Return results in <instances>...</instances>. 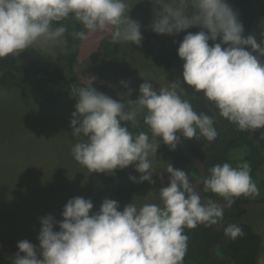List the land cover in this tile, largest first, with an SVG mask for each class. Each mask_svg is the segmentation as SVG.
I'll use <instances>...</instances> for the list:
<instances>
[{
    "label": "clouds",
    "instance_id": "obj_1",
    "mask_svg": "<svg viewBox=\"0 0 264 264\" xmlns=\"http://www.w3.org/2000/svg\"><path fill=\"white\" fill-rule=\"evenodd\" d=\"M141 2L138 3H142ZM136 3V4H138ZM152 7L149 29L157 35L187 32L177 49L183 61L182 81L202 101L238 131L264 128V39L244 35L239 14L227 0H148ZM132 0H0V59L40 49L69 55V18L81 27L72 36L81 43L106 33L113 44L140 46L141 25L131 19ZM135 4V5H136ZM198 28L193 33L188 31ZM264 36V32L261 33ZM218 41V42H217ZM211 42V44H210ZM250 49V50H249ZM128 88L127 82H121ZM93 83L74 86L75 111L70 127L76 142L73 159L90 173L114 172L135 165V183H154L152 157L163 143L175 151L181 138L218 137L214 115L197 112L177 79L154 89L150 81L113 99ZM143 126L135 134L130 129ZM264 140V135L261 136ZM167 186L154 201L133 198L121 210L118 201L105 199L98 210L90 199L67 201L61 219H40L39 246L18 242L13 264H182L187 252L185 228L212 227L223 219L224 209L236 198H256L260 190L251 166L224 162L210 169L204 189L226 203L201 200L185 170L171 163L163 170ZM163 183V181H162ZM227 238L243 235L237 223L223 229Z\"/></svg>",
    "mask_w": 264,
    "mask_h": 264
},
{
    "label": "rangeland",
    "instance_id": "obj_2",
    "mask_svg": "<svg viewBox=\"0 0 264 264\" xmlns=\"http://www.w3.org/2000/svg\"><path fill=\"white\" fill-rule=\"evenodd\" d=\"M138 2L141 0H132L133 8L129 15L141 25V45L120 44L117 54L107 56L98 46L100 38L108 34L97 33L82 43L76 74L86 83L97 80L111 83L121 97L130 89L132 95L128 99L133 101L138 98L139 86L144 80L150 81L158 90L167 86L168 82L180 79L189 99L194 91L182 81L183 62L162 73L155 68L153 57L157 39L166 35H157L149 29L153 6L148 0ZM22 53L41 66L65 67L63 55L58 53L53 54L39 47ZM121 82H127L128 88H124ZM55 90L57 87L25 86L8 92L0 89V255L9 259L15 257L17 244L22 240L38 247L40 219L53 215L60 220L65 204L74 197L90 199L93 211L98 210L105 199L118 201L121 210L133 198L143 199L148 195V199L154 201V194L149 193L158 192L161 186H166L167 174L163 170L167 163H173V154L168 151L159 154L157 151V157L151 158L157 172L152 177L154 183H141L134 196L121 199L112 187L103 182V178L112 172L90 173L73 159L71 147L76 140L71 136L70 122L76 100L71 96L70 101L61 102ZM262 135L264 128L252 134L257 142L262 140ZM244 155L243 149L233 150L231 164L235 167L236 160ZM125 169L139 175L135 165ZM257 176L264 179V165ZM256 184L260 195L250 198L245 220L263 238L259 262L264 264V204L256 201L264 197V180L262 184Z\"/></svg>",
    "mask_w": 264,
    "mask_h": 264
},
{
    "label": "trees",
    "instance_id": "obj_3",
    "mask_svg": "<svg viewBox=\"0 0 264 264\" xmlns=\"http://www.w3.org/2000/svg\"><path fill=\"white\" fill-rule=\"evenodd\" d=\"M227 3L239 14V20L244 27L245 36L253 35L257 42L264 39L255 36L250 30L251 24L257 18L264 16V0H227ZM66 23L69 28L68 43L70 54L66 56L63 55L65 67L50 68L41 66L31 60L26 53H21L20 56H8L0 59V89L8 92L25 86L45 88L57 87L55 92L56 95L59 96V101H70L71 96L75 97L74 86H83L86 83L76 74L77 64L81 57L82 43L72 36V33L80 30L81 26L71 18H69ZM199 30L198 28H192L188 31L195 33ZM255 30L261 33L264 32V21L256 24ZM186 34L187 32H181L179 34L157 39L158 45L153 57V63L159 72L162 73L172 70L177 64L183 62L177 55V49ZM98 48L107 56H113L119 52L120 44H113L110 36L104 35L100 38ZM260 59L264 62V58ZM92 86L95 87L97 91L113 99L121 98L118 89L107 81L97 80L93 82ZM200 95L202 94L194 93L189 97L193 108L197 112H208L210 115H213L209 111L207 105L202 101ZM74 111L75 109L73 112ZM214 121H216L215 117ZM220 121L222 132L217 144L211 150L200 152L185 142L183 143L184 150L202 160L208 177L211 174L210 169L214 165L224 162L231 164V152L235 149H243L245 155L241 157L239 161L236 160V163L248 162L251 166L252 179L255 183L262 184L257 173L264 165V140L257 142L253 139V133L251 131L241 132L227 120L220 118ZM130 130L135 134L139 131H147V128L143 126L141 121L140 128ZM192 141L202 146L210 144L202 139L200 141ZM163 151H168L173 154L172 165L175 168L185 170L186 173L197 179L201 177L197 163L183 157L177 151V148L175 151H170L168 146L161 143L158 152L161 154ZM130 177H136L138 179L139 175H133L126 169H116L114 172L104 177L103 182L105 185L112 187L118 197L127 200L140 190L141 185V183L133 182ZM167 183L168 179L166 181V186ZM202 190L207 201L215 198L223 199L210 191H206L204 185L202 186ZM256 201L264 204V197L258 198ZM250 203V198H245L243 196L236 198L235 202L228 207L226 215L218 224L221 225L228 218H235L243 221L242 236L235 240L223 242L217 246V253L220 256L234 258L236 260L235 264H260L259 256L263 247V238L255 231L253 225L245 220V217L249 213L248 205ZM230 223L237 222L233 221ZM225 226H227V224ZM223 229L217 230L214 226L204 227L203 225L195 229L185 228L184 231L188 237V246L182 264H230L229 261L218 260L211 254L212 245L217 240L225 237ZM0 264H13V259L0 255Z\"/></svg>",
    "mask_w": 264,
    "mask_h": 264
},
{
    "label": "water",
    "instance_id": "obj_4",
    "mask_svg": "<svg viewBox=\"0 0 264 264\" xmlns=\"http://www.w3.org/2000/svg\"><path fill=\"white\" fill-rule=\"evenodd\" d=\"M264 21V16H261L259 18H257L252 24H251V27H250V30L251 32L257 36V37H260V38H264V36L261 35V32H258L255 30V26L256 24L258 23H261ZM207 105V104H206ZM209 111L214 115L215 117V113H214V109L211 108L210 105H207ZM216 118V121H217V129H218V137L215 141L211 142L210 144L206 145V146H202V145H198L197 143L193 142L192 140H187V139H184V138H181V143L177 145V151L185 158L189 159V160H192L194 162L197 163L198 165V168H199V171L201 173V177L199 179L195 178L194 176L188 174V176L190 177L191 179V182L193 183V186L194 188L199 192H201V200L202 202L205 201L207 202V200L205 199L204 197V192L202 190V186H203V181L204 179L207 178V173H206V170H205V167H204V164L202 162V160L195 156V155H192V154H189L187 153L185 150H184V147H183V143H187L189 144L191 147H193L194 149H196L197 151H200V152H207L209 150H211L218 142L219 140V137L221 135V132H222V129H221V121H220V118L218 117H215ZM213 201L215 203H219L223 206V203H226L223 199H220V198H215L213 199ZM227 210H228V207L224 209V214H223V217L226 215L227 213ZM233 221H236L242 228L243 230V221L241 220H237L235 218H228L226 219L221 225H214V227L217 229V230H222L224 228V226L230 222H233ZM232 239L230 238H227V237H223L219 240H217L211 247V254L213 255L214 258L218 259V260H225V261H229L230 264H235L236 263V260L232 257H225V256H220L218 253H217V246L223 242H227V241H230Z\"/></svg>",
    "mask_w": 264,
    "mask_h": 264
},
{
    "label": "crops",
    "instance_id": "obj_5",
    "mask_svg": "<svg viewBox=\"0 0 264 264\" xmlns=\"http://www.w3.org/2000/svg\"><path fill=\"white\" fill-rule=\"evenodd\" d=\"M261 181L264 180V179H260Z\"/></svg>",
    "mask_w": 264,
    "mask_h": 264
}]
</instances>
